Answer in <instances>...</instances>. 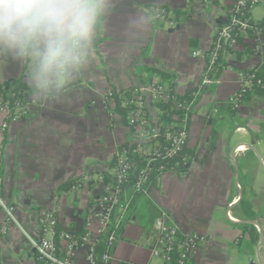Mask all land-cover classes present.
I'll return each mask as SVG.
<instances>
[{
    "label": "crops",
    "instance_id": "0c3cea01",
    "mask_svg": "<svg viewBox=\"0 0 264 264\" xmlns=\"http://www.w3.org/2000/svg\"><path fill=\"white\" fill-rule=\"evenodd\" d=\"M233 1L106 0L101 39L96 44L95 30L86 63L67 80L31 94L24 117L5 132L0 110V194L19 222L6 235L0 232V264H43L27 235L42 237L45 212L55 215L61 232L87 229L98 237V222L89 213L106 187L98 176L116 173L112 160L128 139L122 122L110 120L103 95L112 87L147 83L157 70L171 75L165 81L178 94L192 91L203 76V59L193 53L211 48ZM162 6L172 15L155 19ZM255 9L251 18L259 22ZM177 10L188 17H176ZM251 44L246 39L224 56L217 82L191 116L187 171L162 173L149 186L148 199L124 221L115 261L164 264L152 254L154 221L164 212L182 232L201 237L191 264H264V97L253 96L237 109L229 103L245 73L263 61ZM21 82L36 86L30 60L0 52V83ZM88 175L93 180L82 185ZM75 179L79 187H64ZM4 222L0 213V230ZM55 241L64 247L61 236ZM86 256L87 247L75 249L80 263L87 264Z\"/></svg>",
    "mask_w": 264,
    "mask_h": 264
},
{
    "label": "built area",
    "instance_id": "2783aa9c",
    "mask_svg": "<svg viewBox=\"0 0 264 264\" xmlns=\"http://www.w3.org/2000/svg\"><path fill=\"white\" fill-rule=\"evenodd\" d=\"M264 0H234L231 6L228 17L224 24L216 29L214 40L209 53L195 51L194 56L203 59V76L198 84V89L193 91L192 99L188 103H181L178 100V93L166 81L160 77H156L149 83L138 84L131 88V95L124 97L122 103L128 110V127L133 130V142L138 143L137 151L143 156L145 166L139 171L136 179V186L147 193L144 187L145 183L150 179L152 165L159 160L171 158H179L180 163L185 166L189 165L191 160L186 149L189 146V125L191 116L197 105L196 100L199 98L201 88L212 83H216V73L220 63V58L229 52H236L241 49L246 43V39L252 40V48L255 52L263 56L264 61V35L261 30L250 21L247 16L253 9L262 4ZM172 15V12L164 8H159L154 14L155 19H166ZM253 33V35H251ZM255 76L244 75L240 89L235 92L229 99V103L238 108L246 90L251 87V83ZM12 90L14 87H11ZM121 89L114 91L113 88L108 89L102 98V105L106 110L111 121L120 120L119 115L113 111L115 107L114 93H120ZM152 102L170 103L180 110L181 114L173 113L170 122L165 125L162 131L164 144L157 148L145 147L143 142L151 141L159 135L160 127L157 112L150 106ZM28 101L22 103L19 100L3 101L0 96V110L4 113L1 129L3 132L7 130L11 122L18 121L24 117L27 111ZM117 158L116 173L112 176L115 186H106L104 193L100 196L98 204L95 205L91 215L99 225L98 237L106 232L108 227L113 222L114 210L118 207L119 213L123 214L127 211V204L120 202V185L125 182L128 177V170L131 164L127 161V151L125 149H117L115 155ZM160 173L165 171L164 166L160 167ZM169 172V171H168ZM173 172V171H170ZM100 181H104V176H98ZM93 180L92 176H84L81 180L83 185L86 182ZM77 184L73 187H79ZM0 213L5 217V222L0 230L3 235L8 233L9 227L12 224L19 226L14 208L0 194ZM120 215V214H119ZM57 219L51 212L43 213L41 231L42 237L34 239L27 235L32 246L37 252L38 258L44 264H82L74 258V252L77 247H87V264H136L126 261H115L112 254L107 252L98 263L95 247L98 237L94 239L92 233L87 230L80 238H76L69 232H61L60 236L64 241V247L60 248L53 238L47 237L48 234L55 235V227ZM154 228L157 232V240L153 248L152 254L160 259L164 264L173 262V254L176 253L174 264H191L192 258L196 252L198 244L202 241L201 237L194 234H186L180 228L170 223L166 213L161 212V215L155 219ZM115 240L114 234L109 237V246H112Z\"/></svg>",
    "mask_w": 264,
    "mask_h": 264
},
{
    "label": "clouds",
    "instance_id": "9594fccd",
    "mask_svg": "<svg viewBox=\"0 0 264 264\" xmlns=\"http://www.w3.org/2000/svg\"><path fill=\"white\" fill-rule=\"evenodd\" d=\"M106 0H0V52L27 58L43 89L87 60Z\"/></svg>",
    "mask_w": 264,
    "mask_h": 264
},
{
    "label": "trees",
    "instance_id": "16d2710c",
    "mask_svg": "<svg viewBox=\"0 0 264 264\" xmlns=\"http://www.w3.org/2000/svg\"><path fill=\"white\" fill-rule=\"evenodd\" d=\"M158 8H164L167 10V8L164 6L158 7ZM175 13H176V17H180L181 15H185L186 17H188L186 12H181L177 10L175 11ZM247 16L250 18V21L254 23L256 27H258L261 30L262 34L264 35V17L259 22H256L251 18V13H248ZM223 24L224 22L218 28H220ZM101 27H102V19L100 18L99 24L96 28V33H97L96 44H98L101 39L100 37ZM251 35H253V33H251ZM206 53H209V50ZM222 68H223V59L220 58V63L218 66V71L216 73V78H219L222 72ZM156 72L158 73V77H160L164 82L165 80L170 81L171 79L170 74L165 73L164 71H160V70H157ZM245 74L253 75L255 77L251 83V87L248 90H246L244 94V98L242 99V103L252 98L253 96L264 97V61H262L261 64H259L254 69L248 70ZM170 85L171 87H173L172 84ZM209 86L210 85L203 86L201 88V93L203 94V92H205V90H207ZM11 87H14L13 90ZM197 89L198 87L194 88L189 93L178 94L179 102L188 103L189 101H191L192 93L193 91ZM37 90L38 88L36 86L29 85V84L22 83V82L18 83L16 86H12L9 83H0V96H2V100L4 102L19 100L22 103H26L28 101V97L31 94L37 92ZM113 90L115 91L116 88H113ZM130 95H131V90H125V91H121L120 93H114V96H113V98L115 99V107L113 108V111L116 112L117 115H119L120 121L128 130V139L126 140L124 144L118 147L119 150L125 149L127 151V161L131 164V167L128 170L127 179L125 180V182H123L120 185L121 193L119 195L120 202L122 204H127V211L125 212L123 219H121L122 217H120L119 208L117 207L114 210L112 224L108 227V230L106 232L99 235L98 241L95 247V253L97 254L96 258L98 259V263H100V259L105 253L109 252L112 254L115 242L121 236L124 221L128 217L131 210H133L136 204L139 203L140 201L148 199L147 193H145L143 190L139 189L136 186L137 174L145 166V162L143 161V156L139 154L137 151H134L137 148L138 143L133 142V138H132L133 130L130 127H128L127 119H128L129 108L125 107L122 103V99ZM199 99L200 97L197 98L196 103H198ZM149 104L157 112L158 118H159V124L161 125L163 123V125L160 127L159 135L156 138L152 139L151 141L143 142V145L145 147L149 146V147L157 148L158 146L165 143L162 137V131L165 129L164 124H167L168 122H170L171 116L173 113L181 114L183 112H181L180 110H177L176 106L171 105L170 103H164V102H152L151 103L150 102ZM231 107L233 109H237L232 105ZM186 151L188 155H190L191 157L192 152L190 151L189 147L186 149ZM111 165H112V168L116 169V166H117L116 156H114ZM161 166H164V169H165L163 173L168 172V171H173L174 173H177V174H184L188 168V166H185L182 163H180L178 157L166 159V160H159L155 162L152 165V172L150 174V179L144 185L147 191H148L149 186L156 181L157 177L160 174H162L160 173ZM103 176H104V183L106 184V186L108 185L115 186L116 183L114 182L111 176H108V175H103ZM77 182H80L79 179L72 180L64 184V187L72 189L76 185ZM98 201H99V198L97 200H94V202L90 205L89 213H92L95 205L98 204ZM86 231L87 229H84L81 232L72 233V235L76 238H80L86 233ZM60 234H61V229L58 226V222H57V225L55 227V240H57L60 237ZM112 234H114L115 240L112 246H109V237ZM172 256H173V262L171 264H174L176 253L173 254Z\"/></svg>",
    "mask_w": 264,
    "mask_h": 264
},
{
    "label": "rangeland",
    "instance_id": "374dc122",
    "mask_svg": "<svg viewBox=\"0 0 264 264\" xmlns=\"http://www.w3.org/2000/svg\"><path fill=\"white\" fill-rule=\"evenodd\" d=\"M253 15L256 20H261L264 17V2L254 10Z\"/></svg>",
    "mask_w": 264,
    "mask_h": 264
},
{
    "label": "water",
    "instance_id": "95a60500",
    "mask_svg": "<svg viewBox=\"0 0 264 264\" xmlns=\"http://www.w3.org/2000/svg\"><path fill=\"white\" fill-rule=\"evenodd\" d=\"M261 239H262V237H261Z\"/></svg>",
    "mask_w": 264,
    "mask_h": 264
}]
</instances>
